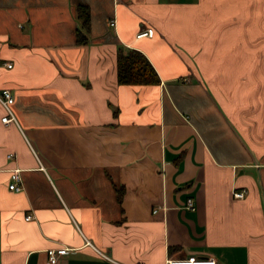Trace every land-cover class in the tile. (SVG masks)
<instances>
[{
	"label": "crops",
	"instance_id": "obj_1",
	"mask_svg": "<svg viewBox=\"0 0 264 264\" xmlns=\"http://www.w3.org/2000/svg\"><path fill=\"white\" fill-rule=\"evenodd\" d=\"M119 47L160 82L120 84ZM5 88L0 264H264V0H0Z\"/></svg>",
	"mask_w": 264,
	"mask_h": 264
},
{
	"label": "built area",
	"instance_id": "obj_2",
	"mask_svg": "<svg viewBox=\"0 0 264 264\" xmlns=\"http://www.w3.org/2000/svg\"><path fill=\"white\" fill-rule=\"evenodd\" d=\"M110 24L115 26L116 21L114 18L110 20ZM154 32L155 29L153 26H147L143 31L137 34V38H140L142 36H153ZM7 64L11 66V63H7ZM14 101H15L14 95L9 88H5L0 92V102L6 110V114L2 117V121L5 123L17 122L16 115L12 109V105ZM9 156H12V153H10ZM9 188L16 191L23 189V181L20 174V170L18 168L14 169L12 172V180L9 183ZM246 192H247L246 188L235 189L233 191V195L235 197L241 198L244 197ZM186 206L190 209H195V203L192 197H189L187 199ZM155 211H157V209H155ZM26 218L30 219L31 215H27ZM68 251L69 249L65 246L48 248L47 253H48L49 263L55 264L58 261L59 256L61 254L67 253ZM167 264H220V262L213 257L203 258L192 254V255H188L185 258L169 257L167 259Z\"/></svg>",
	"mask_w": 264,
	"mask_h": 264
},
{
	"label": "trees",
	"instance_id": "obj_3",
	"mask_svg": "<svg viewBox=\"0 0 264 264\" xmlns=\"http://www.w3.org/2000/svg\"><path fill=\"white\" fill-rule=\"evenodd\" d=\"M78 15L82 18L85 26L89 25L90 13L85 5H80ZM77 42L84 43L87 36L77 29ZM117 76L120 84H157L160 77L147 55L138 48L119 47L117 51Z\"/></svg>",
	"mask_w": 264,
	"mask_h": 264
}]
</instances>
